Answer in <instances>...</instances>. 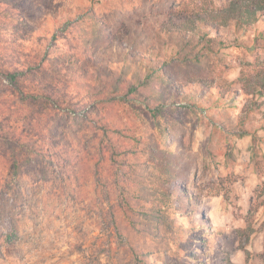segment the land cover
<instances>
[{"label": "rangeland", "instance_id": "374dc122", "mask_svg": "<svg viewBox=\"0 0 264 264\" xmlns=\"http://www.w3.org/2000/svg\"><path fill=\"white\" fill-rule=\"evenodd\" d=\"M229 1L0 0V66L41 103L0 78L40 149L0 161V264H264V13L209 20Z\"/></svg>", "mask_w": 264, "mask_h": 264}, {"label": "trees", "instance_id": "16d2710c", "mask_svg": "<svg viewBox=\"0 0 264 264\" xmlns=\"http://www.w3.org/2000/svg\"><path fill=\"white\" fill-rule=\"evenodd\" d=\"M261 13H264V0H230L225 7L221 8L218 12L214 13L213 15H210L209 20H211L217 25H226L228 23H233L234 25L242 27L249 26L255 23ZM7 15V13H4V16ZM207 20L205 19V22ZM1 27H3V25H1ZM240 76H244L242 72ZM260 76L262 77L261 74ZM23 77L24 72L19 69H16L14 67H6L4 65L0 66V78L6 82L7 86L12 92V95H15L17 100L21 104H29L33 106V108L38 109L40 107L39 104H41L40 102H37L38 96L25 90L26 87L25 85H23ZM241 79L243 78H240V80ZM149 82L150 80L146 83V85L149 84ZM260 82L261 83L248 81V84H246V86L244 87L245 93L247 95H253L255 91L262 90L260 95L264 96V76ZM120 83H122V79L120 77H117L118 87H116L115 89L118 90ZM133 90L134 87L132 86L128 88V91L130 92ZM47 104L44 103L43 105L45 106ZM175 106L176 107H174V110L179 108V104ZM5 110L6 109H4L3 106L1 107L0 105V148L5 149L4 154L1 156V158L7 154L6 151L10 152V154H8V157L6 159H3L5 158L3 157L2 159H0V161L5 164H8V169H11L13 173L17 175L21 169V165H19V163L21 161H31V158H34L33 156L40 152V149L35 148L34 145L31 149L25 147V156H28L27 159H21V157H17L16 153H18V147L20 143L18 139H13L14 136L16 137L15 133L7 129L10 128V126L7 127L5 123V121H7V116L4 115ZM41 110L32 111L30 113L31 117L29 122L27 123L29 127L35 128L33 122L38 120L37 116L43 114V112H48L49 105H47V108L45 107ZM9 145H14L15 147L11 148ZM20 155H22V153ZM6 166L7 165H5V167ZM154 216H156V213L153 214V217Z\"/></svg>", "mask_w": 264, "mask_h": 264}]
</instances>
